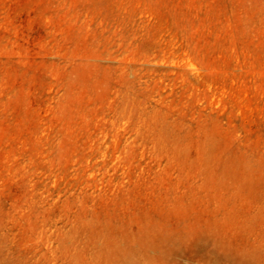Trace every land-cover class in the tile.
Instances as JSON below:
<instances>
[{"label": "rangeland", "instance_id": "374dc122", "mask_svg": "<svg viewBox=\"0 0 264 264\" xmlns=\"http://www.w3.org/2000/svg\"><path fill=\"white\" fill-rule=\"evenodd\" d=\"M0 264H264V0H0Z\"/></svg>", "mask_w": 264, "mask_h": 264}]
</instances>
